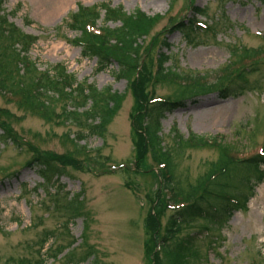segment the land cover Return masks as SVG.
<instances>
[{
  "label": "rangeland",
  "instance_id": "obj_1",
  "mask_svg": "<svg viewBox=\"0 0 264 264\" xmlns=\"http://www.w3.org/2000/svg\"><path fill=\"white\" fill-rule=\"evenodd\" d=\"M0 2L1 25L14 26L35 40L28 56L36 63L38 75L35 71L20 77L23 72L15 70L16 81H24L31 89V82H38L46 70L54 77L66 70L64 74L74 75L85 89L96 85L124 94L120 111L104 137H99L83 125L85 117L81 125L60 121L57 114L67 106L66 99L56 103L57 114L48 120V113L20 105L26 95L19 86L14 88L22 96L11 90L0 92V264H167L166 256L156 255L153 246L159 237L164 242L168 222L180 205L163 206L170 193L163 194L162 173L151 153L138 146L142 134L134 120L142 114L143 95L150 109L154 104L150 99L173 102L184 97L176 93L179 80L157 79L162 54L169 57L165 67L182 75H202V82L212 88L186 96L184 105L162 117L165 147L174 145V132L184 139H215L221 145L186 147L181 156L174 154L178 178L195 183L218 161L221 148L234 149L239 158L260 153L264 147V0ZM81 8L97 18L98 28L121 26L122 17L108 20L117 9L123 10L121 14L139 9L149 17L160 16L144 38L137 60L140 73L146 74L142 98L133 85L119 78L121 59L100 67L96 57L84 56L76 44L80 30L73 28L75 19L88 20L76 17ZM179 21L185 25L180 29L175 27ZM0 47L10 48L1 35ZM255 54L259 63L249 66L244 58ZM234 70L229 79L220 81ZM237 77L243 78L238 79L235 96L222 97V84ZM76 99L83 104L80 95ZM77 133L85 136L78 143ZM40 157L58 169L48 173L49 184L35 164ZM240 168L229 186L240 196L252 192L243 187L240 193V178L263 177L246 205L242 203L227 221L219 215L217 221L183 218L178 223L176 238L185 246V264H264V165ZM78 195L82 203L76 210L69 201ZM174 240L164 244L174 246ZM195 251L200 257L195 258Z\"/></svg>",
  "mask_w": 264,
  "mask_h": 264
},
{
  "label": "trees",
  "instance_id": "obj_2",
  "mask_svg": "<svg viewBox=\"0 0 264 264\" xmlns=\"http://www.w3.org/2000/svg\"><path fill=\"white\" fill-rule=\"evenodd\" d=\"M1 5L2 2H0V8ZM120 11L122 12L123 10L117 9L113 11L114 17H108V20H121L119 17H122V25L117 28L104 27L103 34L96 35L88 31L87 24L97 26V18L92 13L87 12L86 8H81L76 17L78 18L81 15L88 19L86 20L88 22L75 19L74 23L76 24L73 28L80 30L81 33L79 38L76 39V44L82 47L84 56L88 58L96 57L100 67L113 65L115 59H121L117 74L119 78L126 79L130 85L134 86L140 98L144 94L143 86L146 82V74L142 75L140 73L142 66H139L137 60L143 48L144 38L150 34L153 22L158 20L160 16L152 18L139 9L131 14H126L125 12L121 14ZM183 26H185L184 21L175 27L180 29ZM0 35L5 37L6 44H10L9 50L0 47V92L11 90L15 95L20 94L14 88V86H19V91L26 95L24 102L20 103V105L26 104L31 106L32 109L42 112V114L44 113L43 115L48 113L46 115L48 120H53L52 113L54 115L57 114L55 113L56 103L63 102L66 99L67 106H64V110L60 115L57 114L59 119H61L60 121L64 123L71 122L72 124L77 122L81 125L80 122L85 117L84 120L86 121L83 125L90 128L88 132L93 136L104 137L107 127L121 109L124 100L123 93L113 91L111 87L99 89L96 85H90L85 89L83 84L77 83L74 75H65L66 70H61L57 77L52 76L51 72L46 70V74L38 76L37 79L39 81H32L30 85L31 89H28L24 81H16L14 72L15 70L18 73L23 72L20 74V77H24L25 73L36 71V63L31 61L28 56L30 46L35 40L31 36L19 32L14 26H11L9 29L4 28L1 22ZM12 45L13 50H11ZM16 45H18V48ZM257 54L244 58L250 61L249 66L259 63L258 59H256ZM16 59L17 62L15 61ZM168 59L169 57L164 54L159 57L160 69L156 77H158L157 79L165 80V77L168 76L169 78L174 77L179 80L180 83L178 82L179 84H177L176 93L184 97L173 102H167V100L152 102L153 99H150L149 103H154L152 109H150L146 105V96L143 95V98L141 97L142 104L144 105H142L143 111L137 120L135 118L134 124L135 129H140V133L142 134V138L138 142L139 148L143 151L148 150L155 162L163 165L159 168L164 179L162 191L166 196H169L168 193H170V198L164 199L163 206H168L171 202L179 205L181 203L185 204V207H179L174 211L171 216L172 219H170L167 225L166 237L163 239L164 242L175 239V245L168 247L163 241H158L159 237L156 243H154L153 248L156 255L163 254L166 256L168 259L167 264H185V260L188 258L184 254L185 246L182 247V244L180 245L176 238L180 231L178 223L183 218L188 220L191 218H210L213 221H217L219 215H224V220L227 221L239 209L242 203L243 205L248 203L254 188L261 183L263 177L257 176L255 178V176L247 175L240 178L241 182L239 181V183H241L242 187L240 193H244L245 188L243 189V187H247L252 191L251 193L248 191L241 196L229 189V186L233 183L230 179H234L233 175L239 171L240 167L255 168L264 165V155L256 154L251 157L239 158L236 155L237 151H234V149L221 148L218 161L213 162L211 164L212 168L197 179L195 183H189L188 179H184L182 176L178 178L175 174L174 154L177 153V155L181 156L186 147L204 148L207 146L220 147L221 145L215 139L212 143H209L207 138L199 136L184 139L178 132H174L175 143L172 147H165V144L163 145V137L160 132L162 129L161 120L164 113L173 111L178 106L184 105V98L186 96L190 97L212 89L202 82V75H182L176 73L175 70L165 67L164 65ZM15 64H20L21 67L18 65L14 68ZM255 67L252 66L251 68ZM235 72L236 70L231 74L222 76L225 78H221L220 81L229 79L230 75ZM36 74L38 75L37 71ZM242 78H233V80L222 84L224 85V89L221 90L222 97L235 96L236 85L240 82H238V79L241 80ZM17 82L21 84H17ZM174 82L177 83L176 80ZM219 84L218 82L213 86L217 87ZM79 95L83 99V104L75 102ZM16 103L18 104V102ZM0 121L2 120L0 119ZM77 136L78 140H75L77 143L85 139V136L81 133H77ZM75 141L73 140V142ZM78 149L85 152L87 150L86 147ZM49 163L42 157L35 160L41 177L48 184L50 182L48 173L58 171L56 168L49 167ZM33 164L34 161L31 165ZM242 168L240 169L242 170ZM183 180L187 182V186ZM81 203L82 198L80 195L69 201V204L75 207L76 210L80 208ZM178 244L180 248L177 247ZM192 254L196 256L195 258L200 257L199 251H195ZM160 264L163 263L160 262Z\"/></svg>",
  "mask_w": 264,
  "mask_h": 264
}]
</instances>
